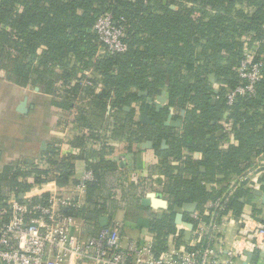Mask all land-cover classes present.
Segmentation results:
<instances>
[{"label": "trees", "instance_id": "16d2710c", "mask_svg": "<svg viewBox=\"0 0 264 264\" xmlns=\"http://www.w3.org/2000/svg\"><path fill=\"white\" fill-rule=\"evenodd\" d=\"M103 13H110L114 22L124 26L125 52H102L93 25ZM263 25L264 0H0V73L20 87H38L52 97L49 102L71 115L80 127L79 146L89 140L121 138L131 150L144 140L154 141L169 197L167 212L148 220L155 234V253L165 250L171 233L178 236L177 243L192 249L174 223L173 207L196 202L200 209L264 153ZM244 42L256 49L262 61L260 76L252 94L238 96L228 105L226 93L239 83L236 67ZM88 70L96 74L91 80L101 84L99 92L80 85ZM211 73L218 85L216 93L208 78ZM58 89L61 95L56 96ZM163 89L168 105L184 110L181 128L163 125L167 107L159 112L150 109L154 125L136 120L145 100L138 91L154 97ZM126 106L130 109L125 110ZM224 117L231 122V131L218 134L225 130ZM230 133L237 144L224 147ZM162 140L167 148H161ZM103 149L100 160L91 166L94 179L86 185L87 202L76 209L63 208L98 230L102 228L99 218H111L116 201L107 183L115 165L103 159ZM57 153L54 147L45 151L47 166L23 161L3 165L0 204L8 191L29 193L34 185L49 182L53 171L69 177L73 157L56 159ZM193 153L200 158L194 159ZM84 154L99 155L93 150ZM208 183L215 186L208 188ZM47 197L44 188L32 195V201L45 203ZM253 198L252 191L239 187L227 209L239 215L244 202ZM143 209L128 206L126 218L139 219ZM184 218L191 220L189 214Z\"/></svg>", "mask_w": 264, "mask_h": 264}, {"label": "built area", "instance_id": "2783aa9c", "mask_svg": "<svg viewBox=\"0 0 264 264\" xmlns=\"http://www.w3.org/2000/svg\"><path fill=\"white\" fill-rule=\"evenodd\" d=\"M93 30L103 45L102 52L120 54L126 51L127 45L123 41L124 26L114 22L110 13L99 15ZM262 30L264 33V25ZM242 53L243 57L236 67L239 83L225 96L228 105L238 96L252 94L260 76L262 61L258 58L256 49L244 42ZM85 75L79 82L80 85L95 89L101 85L93 84L91 78L96 74L91 70L86 71ZM214 87L218 89L216 83ZM221 123L227 131L231 130L232 124L225 117ZM260 156L263 157L260 161L229 181L222 194L209 199L200 209L189 214L194 225L188 241L192 249L177 243L178 236L172 233L169 235L167 248L159 254L155 253L151 241L139 243L134 239L125 240L122 236L123 224L116 220L109 221L106 226L86 238L72 233L70 229L74 216L66 213L63 208L78 207L79 203L60 193L56 179L61 174L53 171L49 182L39 188L34 185V190L24 193L23 200L14 191L10 192L9 198L2 200L0 264H82L90 261L96 264H235L236 260L246 258L245 251L264 252L263 205L258 214L243 209L236 216L239 229L229 247H222L224 226L232 213L227 209L228 203L234 197L235 190L239 187L250 191L262 190L264 153ZM134 175L142 177V172ZM93 179L92 170H86L75 184L76 190L85 192L87 182ZM159 179L157 181L153 178V188H157L155 182L162 187L163 176ZM44 188L48 191L46 202L34 203L32 195H39ZM245 245H251V248ZM257 264H264V258Z\"/></svg>", "mask_w": 264, "mask_h": 264}, {"label": "crops", "instance_id": "0c3cea01", "mask_svg": "<svg viewBox=\"0 0 264 264\" xmlns=\"http://www.w3.org/2000/svg\"><path fill=\"white\" fill-rule=\"evenodd\" d=\"M61 80L56 82L58 87ZM59 88V87H58ZM101 87L95 89L99 92ZM61 89H58L56 96L61 95ZM50 98L52 97L41 92L38 87L34 89H28L20 87L8 80L0 73V169L3 165L8 163H19L20 161L27 163H36L40 166H47L44 161V153L48 148L54 147L58 151L56 159L63 156H71V164L73 165L72 174L64 178L65 184L60 188V193L63 196L70 197L73 201H77L79 206L84 205L87 200V189L85 192H78L75 188V184L80 180L82 174L86 170H92V165L100 160V151H102L103 146H106L104 154L102 155L105 161L113 162L115 165L114 171L120 167L127 174H129V179L137 184V179L139 183L146 182L148 184V190L140 197L134 195L133 197H121L113 202V214L108 221L116 220L123 224L122 236L125 240L134 239L139 243L152 242L155 243V234L148 227V220L154 215L162 216L167 212L169 207V198L166 200L168 207H164L162 203L160 208L153 209L150 205L142 204V198L146 197L149 192L162 193L164 192V185L159 188H153L152 181L153 178L159 179L162 175L158 169V157L153 148H141L140 144L134 145L131 150L126 149V143L121 138H109L105 141L92 142L88 141L84 146L77 145V137L81 135L80 127L73 121L71 115L65 114L59 107L55 104L50 103ZM26 100V108L24 111H19L17 106L23 100ZM225 131L229 133L226 129ZM102 134L105 131L100 129ZM44 143V145H43ZM230 144L236 145L237 141L234 139L233 135L227 134L226 140L223 142L224 147H228ZM97 151L94 157H86L85 151ZM194 159H199L200 154ZM263 157L259 156L254 159L252 165L258 162ZM175 164V162H174ZM93 172V171H92ZM137 172H142V177H137L134 174ZM62 177V176H61ZM214 183H208L207 187H214ZM39 188V186H37ZM41 187V186H40ZM30 190H34L32 187ZM238 188L235 190L234 195ZM263 190V189H262ZM10 191L5 193L4 199L9 198ZM168 196V195H167ZM24 197V196H23ZM22 197V198H23ZM254 198L250 201H253ZM253 201V205H249L248 202H244L243 209L254 211L256 209H262L261 198ZM244 201V198H242ZM130 205H139L143 207L142 216L146 215L147 223L145 227L138 225H127V221L137 222L135 219L126 218V209ZM78 207H75L78 208ZM74 208V207H73ZM241 210V211H242ZM73 215V214H72ZM74 216V223L70 231L81 237H89L95 234L98 228H94L88 223H86L80 216ZM237 215L231 213L230 218L227 220V224L224 226V239L222 247H229L230 242L236 235L239 224L237 222ZM159 217V216H158ZM132 222V223H133ZM172 234V233H171ZM169 235L166 237V248L169 241ZM165 248V249H166ZM252 257L247 264H257L261 259L259 253L251 252ZM246 260V258L244 259ZM244 260H236L235 264H241ZM81 264V263H78ZM82 264H96L92 261Z\"/></svg>", "mask_w": 264, "mask_h": 264}, {"label": "water", "instance_id": "95a60500", "mask_svg": "<svg viewBox=\"0 0 264 264\" xmlns=\"http://www.w3.org/2000/svg\"><path fill=\"white\" fill-rule=\"evenodd\" d=\"M173 8V6H171ZM168 57H167V61H168ZM209 81L211 83H214V74L211 73L208 75ZM168 76L166 77V81L165 84L168 85ZM214 92L216 93L217 90L215 89ZM138 96H144L145 97V101L143 104V108L142 110L138 113V121L140 123H144V124H149V125H153L154 124V120H152L151 116L149 115V109L154 108L155 111H158L160 109L163 108V106L166 104L167 102V97H166V90H161V92L152 97L149 96L147 91H138ZM214 101V98H213ZM26 108V100L24 99L22 102H20L17 106V109L19 111H24ZM125 110H129V107H124ZM184 114V110L181 111V115ZM181 122L180 118H177L175 120H171V113L168 114L166 121L163 122V125L165 126H177L179 125ZM222 133V131H218V134ZM44 145V143H43ZM141 148H151L153 146V141L152 140H145L143 141L141 144ZM161 147L162 148H166V144H165V140L161 141ZM1 154V153H0ZM195 157H197L198 153H194ZM204 168L201 167V170H203ZM56 184L59 187L64 186L65 184V179L63 177L57 178L56 179ZM264 185V182L262 183V186ZM252 193L255 196H258L261 198V204L264 206V190H252ZM24 196V193H19L18 194V198L21 199ZM168 196L167 195H163L162 193H158V192H149L146 194V197L142 198L141 202L144 205H150L151 208L153 209H158L161 206L162 203L164 207H168L166 200H168ZM241 201H243V199H240ZM197 206L196 202H184L181 205H175L173 207V212H174V223L176 225H178V227L182 230L184 239L186 241H189L191 238V234H192V229H193V223L190 220H186L184 218L185 214H190L192 212L195 211ZM161 214H159L158 216L160 217ZM264 215V213H263ZM108 217L107 216H101L99 218V226L100 227H104L108 224ZM246 254V260H244L241 264H247V262L250 261L251 257H252V253L245 251ZM259 255L261 258H264V252H259Z\"/></svg>", "mask_w": 264, "mask_h": 264}, {"label": "rangeland", "instance_id": "374dc122", "mask_svg": "<svg viewBox=\"0 0 264 264\" xmlns=\"http://www.w3.org/2000/svg\"><path fill=\"white\" fill-rule=\"evenodd\" d=\"M131 181L132 180L129 179V174H127L123 169H120V167L114 173H108L107 183L108 185L112 187L110 190V197L112 198L114 197V199L116 200L124 196L130 198V197H133L134 195H138V197H140L149 188L146 182L139 183V180L137 179L138 185H134V182L131 183ZM153 182L154 181H152V183ZM155 185L157 188L161 189V185L159 183L155 182ZM258 199H259L258 197H255L254 200H258ZM253 201L248 202V204L253 205L252 204ZM132 222L133 221H129V222L127 221L126 223L127 225L132 224V225H138L141 227H145L147 223V217L146 215H144L140 217L137 222H133V223Z\"/></svg>", "mask_w": 264, "mask_h": 264}, {"label": "flooded vegetation", "instance_id": "af4514ba", "mask_svg": "<svg viewBox=\"0 0 264 264\" xmlns=\"http://www.w3.org/2000/svg\"><path fill=\"white\" fill-rule=\"evenodd\" d=\"M213 88H214V90L216 89L217 90V88L216 87H214V85H213ZM145 101V100H144ZM143 104H144V102H143ZM134 106V105H133ZM164 107H167V115H166V117H165V119L163 120V122L164 121H166V119H167V116H168V114L169 113H171V120H175V119H177V118H180L181 119V122H180V124L179 125H177V126H171V127H176V128H181V125H182V121H183V117H184V114L183 115H181V111L183 110V109H181V110H179V109H177L176 108V106L175 105H168V102H166V104L163 106V108ZM143 108V107H142ZM162 108V109H163ZM129 109H130V107H129ZM151 109H153L154 111H155V109L154 108H151ZM142 110V109H141ZM140 110V111H141ZM161 110V109H160ZM160 110H158V111H155V112H159ZM139 111V112H140ZM138 112V113H139ZM149 115L151 116V118H152V120H154V124L156 123V120L152 117V115L150 114V109H149ZM136 120H138V115L136 116ZM162 122V123H163ZM222 122V121H221ZM153 124V125H154ZM222 124V123H221ZM165 126V125H164ZM220 131V130H219ZM225 130H223L222 132H224ZM145 141V140H144ZM143 142V141H142ZM141 142V143H142ZM140 143V144H141ZM165 144H166V142H165ZM153 145H154V141H153ZM160 146H161V143H160ZM151 148H153V146L151 147ZM162 148V147H161ZM166 148H167V145H166ZM162 149H164V148H162ZM194 154V153H193ZM194 158V157H193ZM162 176H163V180H162V186L165 184V177H164V175L162 174ZM160 179H158V181H159Z\"/></svg>", "mask_w": 264, "mask_h": 264}, {"label": "clouds", "instance_id": "9594fccd", "mask_svg": "<svg viewBox=\"0 0 264 264\" xmlns=\"http://www.w3.org/2000/svg\"><path fill=\"white\" fill-rule=\"evenodd\" d=\"M249 226H251V224ZM245 247H248L250 249L251 245H245ZM262 247H264V245H262Z\"/></svg>", "mask_w": 264, "mask_h": 264}]
</instances>
